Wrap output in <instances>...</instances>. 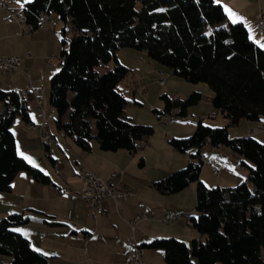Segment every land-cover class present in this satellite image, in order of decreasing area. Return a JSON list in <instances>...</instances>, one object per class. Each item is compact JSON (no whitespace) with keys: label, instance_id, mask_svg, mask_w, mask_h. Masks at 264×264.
<instances>
[{"label":"trees","instance_id":"obj_1","mask_svg":"<svg viewBox=\"0 0 264 264\" xmlns=\"http://www.w3.org/2000/svg\"><path fill=\"white\" fill-rule=\"evenodd\" d=\"M31 29L38 20L56 14L60 31L58 71L50 79L49 103L57 128L73 139L83 152L92 142L103 151L135 154L139 143L154 129L133 124L125 111L128 100L119 85L130 71L120 65L116 52L129 48L145 51L152 62L171 69L190 83H206L212 90L216 114L236 126L241 120L264 118V49L249 36L242 23L230 22L214 0H31L23 9ZM116 63L111 69L107 64ZM103 67L99 72L97 68ZM33 92L0 90V193L8 192L18 172L47 178L19 157L13 121L29 123ZM164 108L155 115L187 116L188 108L202 100L194 92L184 99L163 94ZM66 120V121H65ZM225 146L238 154L248 170L249 184L234 188H208L200 181L202 151ZM181 152L195 149L184 170L154 184L163 195L196 184V211L191 220L199 239L184 242L156 240L150 248L164 252L165 264H264V145L253 137L229 139L226 128H212L198 121L193 135L171 142ZM22 216L0 221V255L8 264H47L14 228ZM4 264V263H0Z\"/></svg>","mask_w":264,"mask_h":264},{"label":"crops","instance_id":"obj_2","mask_svg":"<svg viewBox=\"0 0 264 264\" xmlns=\"http://www.w3.org/2000/svg\"><path fill=\"white\" fill-rule=\"evenodd\" d=\"M215 1L223 7L230 22H234L231 16L239 18L238 23L245 25L250 38L259 47L263 45L256 25L263 10L258 13L254 10L251 14L247 5L254 8L256 5L253 2L243 6L238 0ZM2 2L11 4L17 10L16 19L1 7ZM28 3V0H0V58L18 57L27 69L26 72L19 70L7 75L0 71V90L29 92L31 85L41 92L43 86L48 85L58 71V64H52V61L60 51L61 24L53 15L35 29H30L25 22L19 23L17 19L22 17L23 9ZM244 22H251V25ZM43 105L34 98L29 105L30 122L16 118L11 130L19 157L37 169L47 178V182L42 177L33 178L25 172L16 173L10 190L0 193V221L11 216L24 217L26 222L16 226L14 231L20 233L34 251L43 255L47 264H130L128 252L131 247L127 244L130 237L143 248L144 263L158 264L154 258L158 255L162 257L157 252L162 250L150 248L149 245L165 238L178 240L171 228L167 231L161 228L162 225L172 224H164V218L181 214L184 220L182 212L192 209H188L189 204L184 205L186 200L182 201L177 193L176 196L163 195L155 189L154 184L166 178L173 170L185 168L189 163L188 155L194 154L195 149H190V154L185 157H176L173 167L148 172L145 159L138 152L130 154L122 150L103 151L95 142H92L90 152L81 151L72 138L65 136L57 128L56 113L50 103L51 108L46 110ZM242 121L246 120H241L233 127H239ZM246 123L245 133L238 136L252 137L251 134L260 133L262 137L255 138L263 143L264 131L255 133L254 129L264 124V118ZM31 124L36 128H30ZM40 127L47 131L49 146L42 142ZM208 149L209 145H205L202 156L207 159V166L218 169L215 159L210 164L214 147L206 154ZM216 153L231 159L235 163L233 170L239 173L240 165L237 163L240 164V156H235L238 154L231 150L213 152ZM225 165L222 166L227 167ZM55 166L63 175L62 181L55 178ZM79 168L87 174L99 176L114 191L131 193L134 197L125 201L109 199L104 204L103 213L92 218L91 209L83 198L87 184L78 174ZM240 174L244 177L245 174L248 175V170L244 169ZM186 189H191L187 196H194L196 184L192 183ZM141 214H149L150 218L141 220L136 225L131 224ZM10 262V257L0 255V263Z\"/></svg>","mask_w":264,"mask_h":264},{"label":"rangeland","instance_id":"obj_3","mask_svg":"<svg viewBox=\"0 0 264 264\" xmlns=\"http://www.w3.org/2000/svg\"><path fill=\"white\" fill-rule=\"evenodd\" d=\"M238 1H240L243 6H245V4L247 5L248 3L253 2L256 5L254 8L252 7V5H247L251 14L254 10L257 11V13L259 12V10L264 11V0ZM52 15L55 16L58 19L59 24H61V27L59 29L60 33L63 24L56 14ZM231 18L234 21L232 23H238L240 21L237 20L239 18H236V16H231ZM256 22L258 23V21ZM244 23L251 25V22ZM257 32L263 40V45L260 46V48L264 49V35L258 28ZM59 47L61 48V45H59ZM116 56L118 63L126 67L130 71L127 78L119 85V88L128 100L138 103L136 104L132 102L130 104V106L125 111L126 118L129 119L133 124L150 126L154 129V133L148 139H145L144 141L139 143V149L137 151L145 159L148 172H153L154 170L163 171L167 169V167H173L174 162L177 159L176 157H185V155L190 154L189 152L182 154V152L174 147L171 142L174 139L186 140L190 138L193 135L194 130L196 129L198 121H202L204 125L210 126L212 128H226L229 139H242L246 137L238 135H243L245 133L244 124H248L246 123L248 121H242L239 127L229 126L227 120L224 119V117H222L219 113L216 114V110L212 104L214 94L206 83H190L183 78L177 77L172 73L171 69L163 67L156 62H152L148 58L145 51H137L134 49L124 48L119 49L116 52ZM52 64H58V57H56L55 60L52 61ZM115 64L116 63L114 62V60H112L107 64L108 69L113 68ZM97 70L99 72H103L104 68L99 67L97 68ZM158 71H160L161 73H159ZM162 79H166L167 82L161 83L160 80ZM29 91L36 92L35 97L40 101V105L44 104L43 108L45 110L48 107L51 108L48 101L50 93V83L48 85H44L41 92L39 90L33 89L31 85H29ZM194 92L200 93L202 95V100L199 104L188 108L187 116L180 117L177 116V111H172L173 123L166 126L159 124L160 121L158 119V116L154 114L153 110H163L164 103L160 98L163 94H167L170 97L184 99ZM51 122L53 123V119H51ZM261 125L262 124L254 129L255 133L261 132L259 130V127ZM251 136L254 137V139L262 137L260 133L251 134ZM221 148L219 147L218 149H216L215 147L211 153L212 155H210V164L215 159V161L217 162L216 167H218L220 175H214L212 173V167L210 165L207 166L206 164L202 167L200 173V181L210 189L217 187L234 188L243 183L249 184L248 175L245 174V176L243 177L240 174L242 170H244L243 167H239V173L235 172L232 168L233 164L235 163L231 159L223 156V154H213V152L217 150H230L225 146H221ZM212 149L213 147L209 145V149L207 150L206 154H208ZM235 156L236 158L239 157V155ZM239 158V161H241L242 158ZM139 160L140 159H138V162ZM222 165H225L227 167H224ZM237 165L240 164L237 163ZM186 167L187 165L185 166V168ZM185 168H182V170H184ZM174 172L176 171L173 170L172 173ZM189 190L191 189H186L184 192L181 191L182 193H177L178 195L173 194L170 196L177 195L182 198V201L183 199H185L186 201L184 202V205H186V203L189 204L188 209L190 208L192 210L182 212L185 215L184 220H180L176 223L168 225L164 223L165 225H162L161 228L165 231L171 228L172 232L176 234L175 237L178 240L180 237L181 242H184L187 246L191 247L192 241L197 240L200 237L196 229L193 228L191 220L194 219L195 221H197L200 214L196 211V193L194 194V196H187ZM181 222H184V224H182ZM165 231L163 233H165ZM167 239L168 238H165V240ZM157 252H160L162 254V257L161 255H158V257H155L154 259L158 264H165L164 252ZM193 262L197 264V261L195 259H193Z\"/></svg>","mask_w":264,"mask_h":264},{"label":"built area","instance_id":"obj_4","mask_svg":"<svg viewBox=\"0 0 264 264\" xmlns=\"http://www.w3.org/2000/svg\"><path fill=\"white\" fill-rule=\"evenodd\" d=\"M1 7L7 11L10 12L11 17L16 19L18 17L17 10L12 7L11 4L7 2H2ZM18 22L21 24H24L25 17L22 15L18 19ZM48 21V17L44 16L42 18H39L38 24L41 25L42 23ZM258 27L260 28V31L264 35V13H261L258 19ZM31 29V28H30ZM9 65H16L20 66V70L27 71L26 68H24L22 60L18 57H4L0 58V71L5 74H11L9 73ZM34 97L36 95V92H33ZM159 124L160 125H169L173 123V117L170 114H158ZM30 128L34 129L36 128L35 125L31 124L29 125ZM41 134H42V142L45 146H49V136L47 134V131L44 127H40ZM260 131H264V124L259 127ZM206 145H210V141L206 140ZM201 161L203 164L207 163V159L204 158V156L201 157ZM78 174L85 180L87 186L83 193V198L85 199L86 203L88 204L89 208L91 209V217L96 218L98 215L103 213L104 210V204L107 200L113 199L115 201L119 200H127L131 197H134V194L131 193H119L114 191L107 183L103 182L102 179L95 175V174H87L83 172L80 168L77 170ZM212 173L214 175H220V171L212 167ZM54 175L55 178L58 181L63 180V175L59 171V169L55 166L54 167ZM183 215H173V216H166L163 220V223H174V220H182ZM149 214H141L138 215L133 221H131V224L136 225V223L140 222L141 220L149 219ZM127 244L131 247V249L128 252L129 257V263L130 264H146L143 262V248H141L137 243L135 242V239L133 237H130L127 240Z\"/></svg>","mask_w":264,"mask_h":264},{"label":"bare ground","instance_id":"obj_5","mask_svg":"<svg viewBox=\"0 0 264 264\" xmlns=\"http://www.w3.org/2000/svg\"><path fill=\"white\" fill-rule=\"evenodd\" d=\"M19 70H20V66L9 65V73H14V72L19 71ZM158 72L161 73L160 71H158ZM160 82L161 83L166 82V79H162V80H160ZM176 221H178V220H174V222H176Z\"/></svg>","mask_w":264,"mask_h":264},{"label":"snow or ice","instance_id":"obj_6","mask_svg":"<svg viewBox=\"0 0 264 264\" xmlns=\"http://www.w3.org/2000/svg\"><path fill=\"white\" fill-rule=\"evenodd\" d=\"M28 2H31V0H28Z\"/></svg>","mask_w":264,"mask_h":264}]
</instances>
